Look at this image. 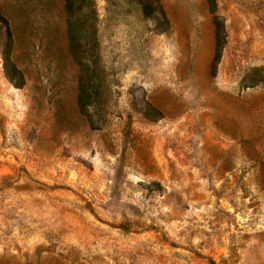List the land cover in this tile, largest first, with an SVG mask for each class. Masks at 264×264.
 <instances>
[{
	"label": "rangeland",
	"instance_id": "obj_1",
	"mask_svg": "<svg viewBox=\"0 0 264 264\" xmlns=\"http://www.w3.org/2000/svg\"><path fill=\"white\" fill-rule=\"evenodd\" d=\"M143 1L86 0L82 110L65 0H0V264H264V0Z\"/></svg>",
	"mask_w": 264,
	"mask_h": 264
},
{
	"label": "trees",
	"instance_id": "obj_2",
	"mask_svg": "<svg viewBox=\"0 0 264 264\" xmlns=\"http://www.w3.org/2000/svg\"><path fill=\"white\" fill-rule=\"evenodd\" d=\"M142 3L143 13L147 16L151 15L152 11L148 8L147 0H144ZM65 7L70 53L80 67L78 105L82 110H86L88 104L99 103L102 93L101 87L104 86L102 77L103 69L99 65L97 37L95 38L96 30L94 36L92 33L90 40H88L86 32L88 15L84 14V8H90L91 3L87 5L86 0H65ZM158 13L161 17L164 15L162 11ZM0 26L4 33L1 54L5 75L17 83V85H21L23 80L22 73L12 60L13 39L10 23L1 9ZM89 27L91 29L93 24ZM221 29L220 23L217 22L215 35V48L217 52L222 46L223 35L221 34Z\"/></svg>",
	"mask_w": 264,
	"mask_h": 264
}]
</instances>
